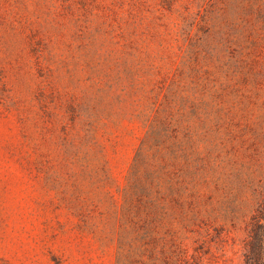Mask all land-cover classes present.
Segmentation results:
<instances>
[{
  "label": "rangeland",
  "instance_id": "rangeland-1",
  "mask_svg": "<svg viewBox=\"0 0 264 264\" xmlns=\"http://www.w3.org/2000/svg\"><path fill=\"white\" fill-rule=\"evenodd\" d=\"M245 13L238 0H0V264H117L144 113L160 89L203 81L206 63L220 67L209 79L223 156L189 251L243 263L220 229L239 222L232 235L246 236L250 190L231 159L243 133L264 144L252 137L264 82L247 92L224 72Z\"/></svg>",
  "mask_w": 264,
  "mask_h": 264
},
{
  "label": "trees",
  "instance_id": "trees-1",
  "mask_svg": "<svg viewBox=\"0 0 264 264\" xmlns=\"http://www.w3.org/2000/svg\"><path fill=\"white\" fill-rule=\"evenodd\" d=\"M238 6H246V13L239 23L242 31L233 60L224 72L249 92L247 86L264 82V0H238ZM254 6L261 15L255 16ZM205 23L217 31V20ZM208 69L206 63L203 81L192 79L182 88L160 89L144 113L147 129L123 192L125 228L117 264H204L199 251H189L188 241L191 232L197 237L201 233L204 193L218 188L213 184L223 156L217 141L215 90L209 79H218L220 67L214 74ZM257 125L252 137L263 139L264 120ZM239 138L241 145L231 160L237 162L241 187L250 190L245 197L252 214L247 222L243 219L247 213L236 217L246 222L245 237L232 235L233 229L242 228L239 222L233 229L224 224L220 235L232 236L234 250L243 253L242 264H264V144L249 145L246 133Z\"/></svg>",
  "mask_w": 264,
  "mask_h": 264
}]
</instances>
